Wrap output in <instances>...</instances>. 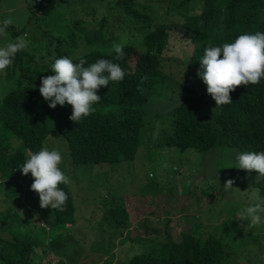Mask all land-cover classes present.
<instances>
[{
	"label": "trees",
	"instance_id": "1",
	"mask_svg": "<svg viewBox=\"0 0 264 264\" xmlns=\"http://www.w3.org/2000/svg\"><path fill=\"white\" fill-rule=\"evenodd\" d=\"M189 1L193 0H181L179 6L187 8ZM202 3L200 13H192L189 9L179 12L183 18L180 32H184L182 35H186V38L192 39L190 43L194 47L189 48L192 54L190 58L197 70L200 68V59L206 47L232 43L244 33L264 32V0H203ZM124 4V11L130 18L142 16L135 0H120L117 3L120 7ZM52 8L51 5L45 7L42 13ZM165 9L163 12L170 14L172 9L168 5ZM117 15L116 18L122 16L121 13ZM157 18L158 16L154 19ZM103 20L99 23V30L80 28L77 25L81 26L83 20L71 19L70 22L78 31L72 27L67 37L51 35L49 38L48 34H41L31 44L27 42L28 46L16 54L12 64L0 75V199L7 203V208L0 211V264H33L32 255L36 248H43V255L52 259L56 256L58 241L65 243L61 227L58 225L64 222L72 225L71 222L74 221L77 204L70 189L64 184L59 187L68 196L67 206L64 211L50 208V212L45 214L44 220L50 224L49 229L44 227L45 224H38L40 231L35 232L31 227L32 222L25 220L12 208L18 197L35 193L31 190L34 179L32 175L27 190L19 181V178L26 179L19 167L31 154L43 148H55V143L49 141V136H53L56 144L60 145L59 149L64 151L63 158L71 161L70 169L66 168L68 173L79 165H112L133 161L137 156L141 145V131L145 126V110L151 105L158 85L167 77L163 73V57L166 56L170 32L174 26L179 29V23L172 27L170 22L162 24L158 21L156 28L145 36L146 53H142L132 44L122 43L124 57L118 60L114 48H109L113 43H121L117 41V33L110 32L111 27L105 22L107 18L104 17ZM8 29L15 40L20 33L25 32L14 26H9ZM108 33L110 36L107 38ZM78 35H84L86 43L95 45L94 48L85 51L83 55L80 54L76 48ZM33 44L38 45V57L31 51L30 45ZM74 54L77 55L72 56ZM65 56L73 63H78L83 58L86 61L85 67L100 58L110 59L119 64L125 72L121 82L110 81L108 85L100 87L98 95L101 99L93 105L95 111L78 123L69 119L72 114L71 105H57L53 109L39 91L42 77L55 75L45 70H48L56 59ZM184 91L183 98L171 97V92L167 97L171 101L169 112L172 126L171 133L165 137L167 147L180 151L195 149L208 152L216 148H232L236 149L234 151L237 153L264 152V78L256 85L238 86L235 91L230 92L233 102L218 107L216 112L213 111L216 109L214 99L207 101L186 95V87ZM17 145L23 146L26 152L15 151ZM18 170L20 173H16ZM241 171L249 173L243 169ZM254 173L257 172H250ZM15 186H18L17 190ZM257 186L258 195L264 197V180H259ZM105 200L107 214L114 218V223L109 227L114 228L115 232L108 234L112 245L107 240L106 243L91 244V247L94 251H101L97 264L102 261L104 262L101 264H114L118 253L122 255V247L115 241L112 242L114 234L118 228L128 232L131 224L137 221L129 222L122 202L116 203L110 196ZM261 203L264 201L260 202V205ZM32 205L40 207L39 197ZM82 205L83 202L78 206ZM261 206L264 207V204ZM172 219L175 218L163 219L164 225L168 223L171 226L169 231L165 227L167 236L164 251L155 248L151 252L134 255L129 260L120 259L117 264H227L235 256L230 249L222 247L224 222L208 225L209 235L206 238L200 236L199 227L193 225L199 235L194 230L183 232L181 239L176 241L171 234L175 224ZM161 220L162 218L159 221L155 219L152 222L159 223ZM214 221L215 219H207V223ZM244 223L250 224V220ZM143 225L146 231H156L148 226L146 221ZM52 227L58 230L55 240L48 236ZM131 229L136 230V227ZM234 230L235 227L231 229ZM258 231H264V223L250 227L249 239L246 242L240 241L242 250L256 244L260 238L257 236ZM139 238L137 235L135 239ZM158 239L157 236L149 241L155 243ZM130 240L131 237L127 236L121 240L120 245L123 246ZM132 242L136 244V241ZM116 247V252L105 254V251L112 252ZM87 254L83 258H86Z\"/></svg>",
	"mask_w": 264,
	"mask_h": 264
},
{
	"label": "rangeland",
	"instance_id": "2",
	"mask_svg": "<svg viewBox=\"0 0 264 264\" xmlns=\"http://www.w3.org/2000/svg\"><path fill=\"white\" fill-rule=\"evenodd\" d=\"M37 1L42 2L37 3ZM119 1L0 0V24L3 20L11 18L13 24L10 26L25 30L24 33L19 34V38H24L28 44L41 34H48L49 38L51 35L67 37L73 27L71 19H82L83 26L77 25L80 28L99 30V23L106 17L105 22L111 27L110 32L117 33L119 43L132 44L142 53H146L145 36L156 28L158 21L162 24L170 22L172 27L175 23H179V29L174 26L170 32L166 56L163 57V73L167 77L158 85L151 105L145 110V126L140 135L141 145L133 161L112 165H79L68 173L66 168L70 169L71 161L63 158L64 151L59 149L60 145L56 144L57 141L53 140V136H49V141H54L53 146L62 155V163L59 167L70 177L71 182L67 186L77 208L72 225L68 222L58 225L61 227L65 243L58 241L56 256L53 254L55 257L48 259L43 255V248H36L32 255L33 264H97V257L101 256V251H94L91 244L106 243L108 240V243L112 245L108 234L115 232L114 228L109 227L114 223V218L107 214L108 209L104 205L105 199L109 196L116 203L122 202L129 222L137 221L131 224L128 232L118 228L114 234L112 242L115 241L119 247H122V255L118 253L114 264H117L120 259L129 260L134 255L151 252L155 248H161L164 251L167 236L165 227L168 231L171 228L168 223L164 225L165 217L175 218L172 219L175 224L174 227L172 226L171 234L176 241L181 239L183 232L194 230L199 235L193 227L197 225L196 221H203L197 226L204 238L209 235L208 225L224 222L221 234L224 238L222 247L230 249L235 254L227 264L264 262V231H258L257 236L260 238L256 244L242 250L240 241L246 242L249 239L250 227L249 224L236 218L243 209L264 201V197L258 195L257 186L259 180H264V176L258 173H244L237 168L238 161L235 158L237 152L234 151L236 149L216 148L212 151L200 152L195 149L180 151L166 146L165 137L167 138L172 131L169 112L171 101L167 98L169 92L172 94L171 97L183 98L185 97L184 87H186V95L207 101L213 99L207 93V86L197 75V67L193 65L190 58L192 54L189 48L194 47L190 43L192 39L186 38V35H182L184 32H180L183 18L179 12L189 9L192 13H200L203 0L189 1L187 8L179 6L181 0H161L162 2L135 0L139 13L142 14L137 18H130L124 11L125 4L121 7L117 5ZM50 5L53 8L42 13L44 8ZM167 5L172 9L170 14L163 12L166 11ZM118 13H121V18H116ZM156 16H158L157 20L154 19ZM73 29L78 31L75 26ZM181 30L183 31V27ZM109 33L107 38L110 36ZM11 34V30L7 29L6 34L0 36V47L6 46L9 42H15ZM190 34L194 33L190 32ZM78 38L76 48L80 54L83 55L85 51L94 48L95 45L86 43L84 35H78ZM106 44H109L108 41ZM115 44L117 43L111 44L109 50ZM37 47V44L30 45L35 56ZM45 72L54 73L51 68ZM2 74L3 71L0 72V75ZM217 108L213 111L216 112ZM157 126H159V136L154 139L153 135L157 131ZM15 151L25 153L26 149L17 145ZM16 173H20L19 170ZM30 179L31 173L26 175V179L19 178L25 190L30 185ZM228 179L234 181L233 188L225 190L223 185ZM17 188L18 186H15L16 190ZM38 197L36 192L30 195L25 194L18 197L12 207L17 214L32 222L31 227L35 232L40 231L38 224H45L46 229L50 228V224L44 220L45 214L50 212V207L38 208L32 205ZM82 202L83 205L78 206ZM6 208L7 203L0 199V211ZM263 214L260 213L261 218H264ZM161 218L159 223L152 222L155 219L159 221ZM207 219H215V221L207 223ZM144 221L157 232L146 231ZM133 227H136V230L131 229ZM233 227L235 230L231 231ZM57 232V228L52 227L48 236L55 240ZM137 235L140 238L136 240ZM127 236L131 237V240L121 246V240ZM157 236L159 239L155 243L149 241ZM132 241H136V244ZM116 250L118 247L109 253L108 250L105 251V254H112ZM86 253H88L87 257L83 258Z\"/></svg>",
	"mask_w": 264,
	"mask_h": 264
},
{
	"label": "clouds",
	"instance_id": "3",
	"mask_svg": "<svg viewBox=\"0 0 264 264\" xmlns=\"http://www.w3.org/2000/svg\"><path fill=\"white\" fill-rule=\"evenodd\" d=\"M12 24L11 18L3 20L0 24V36L5 35ZM27 46L26 40L18 37L15 42L0 47V72L6 70L16 54ZM113 48L117 53L116 59H123L124 45L115 44ZM85 63L83 58L78 63H73L66 56L58 58L50 66L55 75L42 77L39 86V91L49 107L54 109L57 105H71L72 114L69 119L77 123L95 111L93 105L101 99L98 95L101 86L108 85L110 81L119 83L125 77L120 65L110 59H97L87 67L84 66ZM197 75L206 84L207 93L216 102L215 107L231 104L233 101L230 92L241 85H256L264 78V32L244 33L232 43L206 47ZM158 136L159 126L153 138ZM235 158L238 161L237 168L249 173L256 171L260 176H264V152H239ZM61 163L60 151L55 148H43L31 154L19 167L22 175L31 173L34 178L31 190L39 195L41 208L50 207L64 211L67 206L68 196L59 185H68L71 181L59 167ZM233 183L232 179H228L223 185L224 189H232ZM260 213H264V207L255 204L243 209L236 218L242 221L250 220L249 227L254 228L264 223ZM202 222L196 221L197 225Z\"/></svg>",
	"mask_w": 264,
	"mask_h": 264
},
{
	"label": "bare ground",
	"instance_id": "4",
	"mask_svg": "<svg viewBox=\"0 0 264 264\" xmlns=\"http://www.w3.org/2000/svg\"><path fill=\"white\" fill-rule=\"evenodd\" d=\"M20 186H21V184H20ZM259 227H261V226H259ZM259 230H261V229H259Z\"/></svg>",
	"mask_w": 264,
	"mask_h": 264
},
{
	"label": "built area",
	"instance_id": "5",
	"mask_svg": "<svg viewBox=\"0 0 264 264\" xmlns=\"http://www.w3.org/2000/svg\"><path fill=\"white\" fill-rule=\"evenodd\" d=\"M39 3H41L42 1H38Z\"/></svg>",
	"mask_w": 264,
	"mask_h": 264
}]
</instances>
